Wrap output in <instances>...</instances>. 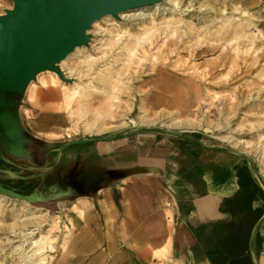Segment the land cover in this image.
Masks as SVG:
<instances>
[{"label": "rangeland", "instance_id": "rangeland-1", "mask_svg": "<svg viewBox=\"0 0 264 264\" xmlns=\"http://www.w3.org/2000/svg\"><path fill=\"white\" fill-rule=\"evenodd\" d=\"M163 1L96 21L89 43L58 63L64 76L48 69L27 85L18 122L10 118L7 124L17 136L3 137V147H15L14 155L30 161L16 149L22 141L31 142L34 133L57 140L31 144L42 159L38 170L11 159L19 176L38 178L39 185L30 196L0 186V264H21L41 236L45 264H87L76 247L82 233L75 218L82 209L48 168L64 144L153 146L168 135L187 136L233 151L264 190V0ZM13 6V0H0V15ZM136 11L144 15L121 18ZM84 139L92 141H78ZM256 204L264 207V199ZM20 232L32 235L25 240ZM88 246L91 238L83 244ZM250 253L253 264H264V215L252 232ZM39 258L33 255L28 264H41Z\"/></svg>", "mask_w": 264, "mask_h": 264}, {"label": "crops", "instance_id": "crops-1", "mask_svg": "<svg viewBox=\"0 0 264 264\" xmlns=\"http://www.w3.org/2000/svg\"><path fill=\"white\" fill-rule=\"evenodd\" d=\"M166 137L153 146L113 140L59 147L48 168L82 209L75 218L82 233L76 247L87 264L94 257L97 264H212L204 241L242 218V213L222 211L239 189L238 170L245 167L239 157L187 136ZM55 140L34 133L31 142L16 148L30 161L14 155L15 147L9 155L38 170L42 159L31 144ZM90 238L91 246L84 248ZM156 249L166 256L154 257Z\"/></svg>", "mask_w": 264, "mask_h": 264}, {"label": "water", "instance_id": "water-1", "mask_svg": "<svg viewBox=\"0 0 264 264\" xmlns=\"http://www.w3.org/2000/svg\"><path fill=\"white\" fill-rule=\"evenodd\" d=\"M13 1V8L0 15V133L10 139L17 134L9 130L5 120L8 116L18 121L10 109L17 104L7 100L9 93L21 98L29 82L44 70L64 76L58 63L89 43L88 31L96 21L107 15L118 18L122 12L162 0Z\"/></svg>", "mask_w": 264, "mask_h": 264}, {"label": "trees", "instance_id": "trees-1", "mask_svg": "<svg viewBox=\"0 0 264 264\" xmlns=\"http://www.w3.org/2000/svg\"><path fill=\"white\" fill-rule=\"evenodd\" d=\"M4 148V147H3ZM2 148V149H3ZM0 149V184L3 188L21 195H31L39 185L38 178L29 175L19 176L17 166L11 161L12 157L5 150ZM247 167V166H245ZM238 170L239 189L224 203L222 211L242 213L238 222L223 225V231L215 239L205 240L204 251L212 264H253L250 253L252 232L264 215V207H253L257 198L264 199V190L253 177L249 168ZM13 172L14 177L3 174ZM221 225L216 223V226Z\"/></svg>", "mask_w": 264, "mask_h": 264}, {"label": "bare ground", "instance_id": "bare-ground-1", "mask_svg": "<svg viewBox=\"0 0 264 264\" xmlns=\"http://www.w3.org/2000/svg\"><path fill=\"white\" fill-rule=\"evenodd\" d=\"M163 2H165V4H170V5H179V0H164ZM158 4H160L159 2H157V3H155V5H156V7H158ZM142 11H143V9H142ZM142 11H136V12H134V13H132V14H130V13H126L125 15L123 14V15H121V18L123 17V18H127V17H129V18H131L132 16L134 17L135 15H138V16H141V15H144V12H142ZM122 14V13H121ZM123 20V19H122ZM112 24H114V23H112ZM233 26V25H232ZM230 30V29H229ZM228 31V30H227ZM226 31V32H227ZM223 33V32H222ZM244 33V32H243ZM246 34V33H245ZM225 35V34H224ZM244 35V34H243ZM242 35V36H243ZM245 36V35H244ZM220 37V36H219ZM222 37H223V35H222ZM217 39H218V37H217ZM220 39V38H219ZM218 39V40H219ZM73 54V53H72ZM73 55H76V53L75 54H73ZM11 85V84H10ZM198 88V87H197ZM198 93H199V91H198ZM201 97V96H200ZM204 99V98H203ZM25 228V227H24ZM4 229V228H3ZM23 234V235H22ZM28 235H32L31 233H22V232H20L19 233V236L21 237V238H25V240H27V236ZM44 236H41L37 241H35L33 244H35V248L33 247L32 249H31V251H33V253L32 254H30V253H23L22 255H21V260H20V262H21V264H28L29 262H31L32 261V257H33V255H36V254H39L40 255V258H39V262L41 263V264H45L44 263V261H45V257L43 258L42 257V252L43 251H45V249H46V241L44 240Z\"/></svg>", "mask_w": 264, "mask_h": 264}, {"label": "flooded vegetation", "instance_id": "flooded-vegetation-1", "mask_svg": "<svg viewBox=\"0 0 264 264\" xmlns=\"http://www.w3.org/2000/svg\"><path fill=\"white\" fill-rule=\"evenodd\" d=\"M10 99H12V100L17 104L16 106H11L10 109H11V110H14L15 113H17V107H18L19 102H20V96H19V95H14V94L9 93V94L7 95V100H10ZM3 140H4V138H3V136H2L1 133H0V149L3 148V144H2ZM3 149H4V148H3ZM3 149H2V150H3Z\"/></svg>", "mask_w": 264, "mask_h": 264}]
</instances>
